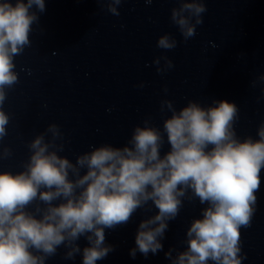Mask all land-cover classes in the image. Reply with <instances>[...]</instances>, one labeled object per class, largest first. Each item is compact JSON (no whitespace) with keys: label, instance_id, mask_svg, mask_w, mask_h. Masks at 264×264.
<instances>
[{"label":"clouds","instance_id":"9594fccd","mask_svg":"<svg viewBox=\"0 0 264 264\" xmlns=\"http://www.w3.org/2000/svg\"><path fill=\"white\" fill-rule=\"evenodd\" d=\"M177 2L170 18L186 42L203 23L207 7L204 0ZM121 3L107 0V11L119 16ZM44 11L45 0L0 2V141L10 122L3 110L6 90L19 83L15 57L31 46L37 12ZM176 46L169 33L157 40L163 50ZM153 63L159 73L174 67L166 55ZM258 79L264 81V75ZM165 110L171 114L162 130L145 119L143 126H134L125 145L93 146L75 162L59 154L64 145L57 143L63 139L57 124L37 134L27 145L30 155L22 170L0 171V264H46L60 247L67 250L65 259L82 253V264H97L114 250L105 243V230L127 224L138 209L150 211L152 206L158 211L139 223L130 255H155L163 250L169 221L185 200L197 199L207 207L187 228L186 247L169 249L165 257L171 264H242L247 257L241 229L251 227L264 169V121L258 138L241 139L235 129L239 109L233 102L213 100L203 106L189 100L177 110L164 100L160 111ZM165 142L170 148L162 154ZM11 155V149L0 148V160ZM81 237L88 242L83 249L77 243Z\"/></svg>","mask_w":264,"mask_h":264}]
</instances>
